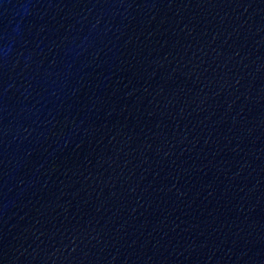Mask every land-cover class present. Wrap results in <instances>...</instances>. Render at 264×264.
<instances>
[{
  "label": "water",
  "instance_id": "obj_1",
  "mask_svg": "<svg viewBox=\"0 0 264 264\" xmlns=\"http://www.w3.org/2000/svg\"><path fill=\"white\" fill-rule=\"evenodd\" d=\"M0 264H264V0H0Z\"/></svg>",
  "mask_w": 264,
  "mask_h": 264
}]
</instances>
